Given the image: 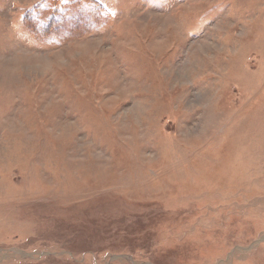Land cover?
Wrapping results in <instances>:
<instances>
[{"label": "rangeland", "instance_id": "1", "mask_svg": "<svg viewBox=\"0 0 264 264\" xmlns=\"http://www.w3.org/2000/svg\"><path fill=\"white\" fill-rule=\"evenodd\" d=\"M0 264H264V0H0Z\"/></svg>", "mask_w": 264, "mask_h": 264}, {"label": "trees", "instance_id": "2", "mask_svg": "<svg viewBox=\"0 0 264 264\" xmlns=\"http://www.w3.org/2000/svg\"><path fill=\"white\" fill-rule=\"evenodd\" d=\"M53 21V19H50V22H52ZM50 25H47V28H48V30H50Z\"/></svg>", "mask_w": 264, "mask_h": 264}]
</instances>
